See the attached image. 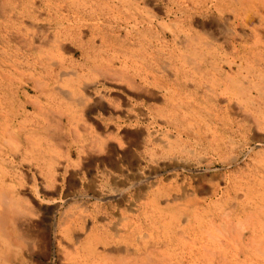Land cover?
I'll return each instance as SVG.
<instances>
[{
  "label": "rangeland",
  "instance_id": "rangeland-1",
  "mask_svg": "<svg viewBox=\"0 0 264 264\" xmlns=\"http://www.w3.org/2000/svg\"><path fill=\"white\" fill-rule=\"evenodd\" d=\"M16 1H17V3H16ZM52 1L53 0H0V29H1L0 30V32H1L0 33V70H1L0 71V99L2 100V101L0 100V113H1L0 114V154L2 153V155H3V157H1V159H0V167L2 166L0 168V174H1L0 186L3 187L4 189H10L11 190L16 201L17 202L20 201L19 203H20L21 208L23 209V212H26L28 214V215H26V220L28 222L30 221L29 223H32V224L35 223V229L36 230H38L40 232H46L45 240L47 242L46 249L43 251V253H41V252L39 253V249H37L36 250L37 252H35V253L23 252L22 259L26 260L27 262H30L31 264H68V261L66 260L65 255H63L64 250H62V248H68L69 247L68 245L70 243L67 244L68 241L65 237L66 234L64 232H60V224H62L64 216L67 217L70 214L77 215L78 213L83 212L84 209H86V210L90 209V211H91L95 206H99V205L102 206V210L106 209L107 211H106V213L102 214V216H98L96 218L95 222H97L98 224H103V222L105 223L108 221V220H106L105 217L113 215V212H112L113 210L111 209L109 203L105 202V200H107V197L110 198L112 196L110 193L111 188H112V186H111L112 182H111V180H108V179H110L108 177V175L106 176L104 174V171H103L104 166L100 163V161H96L94 159L95 157H93V156H91L89 158L91 162L86 161L84 159L85 156H83L82 158H79L78 154H77V150L75 147H74V154L70 157L67 156L66 155V151H67L66 150V144H64L59 139L56 141L55 145H54V143H49V144H47L48 147L46 145H43L44 147L42 146V148L40 150L35 149V148L33 149L32 147H34V146L31 144L32 139H34L35 144L38 146V143L41 144L43 142L44 138H46L44 132L32 133L33 127L42 125V122H47L51 125V129L57 131V133L59 135L62 132H65L64 134H67L68 141L70 138L75 141V138L77 136H78L79 140L81 141V139L83 137L88 136V132L90 131L89 130L87 132L85 130V122L87 123V125L95 126V128L100 131V129L98 127L102 126V125L103 126L101 128L104 130V126H105L104 120L108 119V118H112V119H114V123L110 127V130H112L114 135H117L119 139H121L122 141L124 140L123 141L124 145H127L129 142L132 141L133 143L139 142V144L143 145L144 147L146 146V148H147L146 149L147 155H144L145 157L142 158V160L139 162L138 165H136L133 161L129 160L127 163H125L126 165L123 166L126 170H128V173L127 174L125 173V175L123 177H121L125 183V186H127V188H129V186H132V184H133V187H132L133 190L131 191V188H129L130 191L126 192V195L129 196L131 198V200L133 199L136 206L134 207L133 211H129V209L126 206H124V205L121 206V205L117 204V202L115 201L112 203V206L115 207L114 211H116V213H118V210H121L122 212H124L126 209H128L126 211V214L128 216L140 215L141 214L140 212L144 211V206H145L147 200L150 198H155V197H153V195L157 194L155 192H156V190L159 189V187L162 188L163 185H170V184H176L177 185L178 184V186H181L180 191L175 190L173 192L174 194L172 193L170 197L166 196L165 193L162 194V196L159 197V199H157L158 197H156V199H157L156 205L154 207H151L152 209H151L150 213H152L153 209H154V211H156V209H161L160 213H163L164 212L163 209L166 210V209H169L171 206H174V204L176 202L175 200H177V197L183 198L182 197L183 192L181 191V189L185 188L184 190H186L188 193H192V197H190V198L197 197V201L199 200L196 204H194L192 206V208H191L192 212L191 213L200 214L201 212L202 213L205 212L207 214L206 216L208 217V219L211 220L212 218H214L213 224L212 223H211L212 225L207 224L208 227H206V229L209 232V239L214 244L211 247V250L212 251L215 250L214 251L215 257L218 256V254H219L218 251L220 250V248H218V246L216 245L218 243L216 239L223 240L224 238H226V240L224 239V241L222 243H225L227 241V239H228V243L230 241H232V239L229 235L230 234L229 230H230V227L232 224H233L232 226H236L237 224H240L239 229L241 230L244 227H251L252 223H254L255 228H257L259 230V233L257 234L256 239H255V241H256L255 247L258 250L257 255H258V257H260V259L258 258V260L260 261L259 264H264L263 263L264 262L263 261L264 249L262 250V248L264 247L263 246L264 245V226H263L264 225V208H262V207H264V64L261 61H259L258 59H257L258 62L257 61L255 62L256 58L259 57V56H257L259 54V51L260 50L264 51V47H263L264 44L262 45V43H264V34H261V33H264V27H263L264 26L263 25L264 24V14H263L264 8H262L264 6V3H263L264 0H259V3H261L260 8H258V10L260 12L259 13L260 14L259 20H257V21L255 20L256 23L251 25V26L246 24L243 27L244 32L247 34L249 33V36L244 37L243 48L241 49V55L243 57V62H244V63L242 62L243 63L242 78L240 81V89L241 90H240V96H239V102L241 104V110H240L241 113H239V114L238 113L237 114L232 113L233 107L236 110V105L233 103H232V109H231V107H229L230 111H229V108H224L225 100L223 103L216 101L215 99H213L211 94L208 93L205 86H203L207 82H208L207 84H209L210 86H211V84L216 85V83H212V82L214 80H217L218 78H220L221 82L223 83L222 89L224 90V93H225L224 96H226V95L227 96L228 95L233 96L232 91L230 92V91H227L225 89L227 84L230 85V79L229 78L224 79L222 77H219L220 72L218 71V69L216 67H214L213 69H210V68H204L201 66L199 72H197L196 69H192L193 71H191V74H189L190 77L188 76V78H187V79H190V78L192 79V81H190V83H188V86H186L184 84L186 79H185V75H183L182 73L180 74L181 76H179L178 78L171 75L170 80H169L170 85L167 88L161 87V83L158 86L159 88L158 87L154 88L155 89L154 93L156 94V97H154V98H152V97L149 98L147 96L145 98L140 99V97L138 95L135 96L133 93H131V91H129L127 88H125L126 86L124 84H120V83L117 84V81L115 82V80H113V79H109L107 81L108 83L107 82H101L100 84H98L94 88L96 90L101 91L102 93L104 92L103 94H106L108 98L112 97V99L111 98L110 99L114 100L115 104H117L118 101L120 102V100L122 99L121 102H123V106L121 107L120 111H118L117 109H114V107H110V109L107 108V110H105V111L95 109L94 111L85 112V113L84 112L83 113L78 112L76 115L74 114V116H73V118H74L73 120L76 122V124L74 121H72V126L69 124V120L71 121V116H69V113L67 112V109H66V107L68 105L67 100L63 99L62 97H54L53 95H50V96L44 95V97H43V95L41 96V94L39 92V87L34 88L33 80H31V79L29 80L28 77H25L23 75L22 76L19 75L20 74L19 72H15L16 71L15 68L13 70L12 65L17 60V54L19 53L20 54V62H18V60H17L16 66L19 63V70L22 71L23 74L25 73L24 75H34V76H36V78L37 77L43 78V76H47V73H48V74H52L56 78L57 71L55 73L54 72L51 73L50 72L51 70L47 67H43L41 69L36 68V70H35V68L33 67V57H34V54H37V50L36 51L32 50L31 52H29L27 54V57H24L23 55H21L23 52H25V49L22 47V45H23L22 43H24V40H22L23 38H21V42H19V43H15L12 41L10 43H7L5 41H2V39H1V36H5L3 29H4L6 24H7L6 26L11 25L14 30H16L18 28L19 34H20V32L22 34H26L27 32H28L27 34H31V33L41 34L43 31L46 34L47 33H49V34L54 33L55 28H57V27L55 25H52L55 23H52V19L48 16V13H47L48 11L46 9L47 5ZM102 1H104V0H102ZM96 2H97V0H94V1H92V0H75V1L74 0H67V1L55 0V3L59 4V6L62 5L63 7H65V9L70 7V6L72 8H80L81 7V9H82L83 6L85 7V5L87 6V8H91L92 4L96 3ZM139 2L141 4H143V6L147 10L154 12L158 16L161 23H165V22L167 23V21L169 22L171 20V19L166 18L164 15L165 7L167 5H170L171 0H150V1H148V4H146V5L141 0ZM14 3H15V5H14ZM16 5H17V11L16 12L18 13V15L20 17H24L23 19L22 18L17 19L14 17L12 18L10 16V15H12V13H9L10 12L9 11L10 6L13 7ZM5 7H6V10L3 11ZM34 9L38 10V11L35 12L36 19L32 20L33 19L32 16H34V13H33ZM24 10H27L28 12H30V17H27L29 13H24L23 12ZM230 14L232 15L231 12H230ZM213 17L217 18L218 16H216V15L204 16V15L197 14L195 16V19L193 20V26H192L194 32H198V33L202 34L204 31L202 30V28L200 26H204V27H206V29H208L210 27L209 21H211ZM260 19H262V21ZM21 20L22 21L24 20L23 21L24 24H22V25H21ZM10 21H12V22H10ZM138 21L141 22L142 19H139ZM131 22H126L127 24L126 23L121 24L120 36H118V38H115V41H113V44L115 43L116 47L118 44H120L117 48L121 47L120 48L121 50L126 49L128 53H129V51H130V53H134L135 51H137L136 49H138V46L140 44L141 45L142 44L144 45V43L147 45L149 44V47L152 48L150 43H153V46H154L153 49L159 51V54L164 55V56L161 55L162 60L160 58L158 61L161 60V62H163V60L166 59L165 56L167 55V57L172 58L171 60H173V63L176 64L175 68L180 66L179 62H183L186 59V57H188V55L190 57H192V59L195 62L196 61L200 62V58H201L200 52L194 46H192V47L187 46L186 47L185 45H183L181 43L180 38L178 39L176 44L174 43V41H171V34L169 31L171 29L164 30V29H161L159 27V25H154L156 27L150 28V30H147V26H146L147 23H145V22L143 24L141 23V24H139V27H138L135 23H131ZM202 22H203V24H202ZM32 23H34V25ZM129 23H131L129 28L125 29L126 25H128ZM261 24H262V26H260ZM133 25H136L135 27H137V29H131V26H133ZM180 25H182V24H180ZM118 26H120V25L118 24ZM257 26H260V28H262V30L260 28H257ZM117 28L120 29L119 27H117ZM117 28H115V29H117ZM142 28H143L144 32L141 30ZM251 29H252V32H251ZM40 31H42V32H40ZM83 32L88 33V34L85 33V35H84V33L82 34L85 36L84 42H86V39H88V37H89V32L84 31V30H83ZM127 32L129 34H134V35L133 36L128 35L127 39L130 42H128L127 39H126L127 42H123V39H124L123 36L128 34ZM261 35H263V36L261 37ZM252 36H254V37H252ZM255 36H256V38H255ZM95 37H97V35ZM146 37H148V38H146ZM257 37H259V38H257ZM137 38L140 40H138ZM141 38H143V39H141ZM159 38H161V39H159ZM19 39L20 38H18V41H19ZM253 39H255V40H253ZM96 40H100V38H97L94 41L95 46L100 47L102 45V39L100 40L101 42L96 41ZM132 40H135L134 41L135 44L133 43ZM164 40H166V41H164ZM254 41L255 42L257 41L256 42L257 45H255ZM66 42L68 44V49L66 51H62V54L65 56V58H68V59H71L73 57L75 64H79L81 57H82V53H81L80 48H77L76 44H74L72 42L70 43L69 39ZM258 42H262V43H260L262 46L261 45L258 46ZM166 44H167V46H165ZM124 45H125V47L123 48ZM34 46H37V44H35ZM128 46L130 49L128 48ZM135 46H136V48H135ZM182 46H184V47H182ZM257 46L259 48H257ZM49 47H50V49H49ZM159 47H161V49ZM53 49L54 48H51V43L49 44V46H45L43 48L44 51H49V50H53ZM128 49H129V51H128ZM89 50H91V49L87 48L88 52H89ZM131 51H133V52H131ZM160 51L162 53H160ZM90 52H93V51L91 50ZM128 53H126V54L128 55ZM166 53H168V54H166ZM90 54L92 55V54H94V52L90 53ZM133 55L135 56L133 58V61L135 62L134 64H137L136 62L139 61L140 58H137L138 57L137 54H133ZM168 55H170V56H168ZM144 57H145V55H144ZM263 57H264V55L261 58H263ZM119 59H122L120 61L124 62L125 56L123 55ZM120 61L116 62V65L118 67H120V63H121ZM190 62H192V61H190ZM193 62L191 64H194V65H191V66L198 67V63L197 62L193 63ZM23 63H24V66H23ZM5 70H7V71H5ZM173 70H174V72L176 71L175 69H173ZM224 70L227 73L230 72L229 67H225ZM10 71H11V73H10ZM5 72L7 75L6 74L4 75ZM1 73H2V76H1ZM3 77L5 79H3ZM9 78H11V79L8 80ZM14 78L16 79V81L14 80ZM198 79H199V81H197ZM11 83H13V84H11ZM56 84L58 85L60 83H58V81H57ZM171 84H172V86H171ZM14 85H16V86H14ZM9 89H11V90H9ZM201 89L204 91V95H203V91H200ZM226 91H227V93H226ZM199 92H202V94H200ZM192 93H193V95H192ZM4 94H5V96H4ZM109 95H110V97H109ZM196 95L198 96V98ZM38 97H41V98L38 100ZM168 98H169V100H173V104L175 106H172L171 104H169V105H167V107H164L163 103L165 100H166V102L169 101ZM192 98L194 100H192ZM195 98H197V99H195ZM156 99H157V101H156ZM189 99H191V101ZM203 99L206 101L204 102ZM210 99H212V106H211ZM144 101H146V102H144ZM214 101H215V104H214ZM5 102H7V103H5ZM201 102H203V103H201ZM217 102H218L219 106H222V107H219L220 108L219 115H218L219 117L217 116L216 118H214L212 113L214 112V108H215V105L217 104ZM124 103L126 106H128L129 104L130 105L128 107H126V106H124ZM135 103H140V104L144 103V106H145L144 110H145L146 115H145L144 125H146L148 128V130H146V131H149V133H150V137L145 135V138L149 137L147 139L146 145L143 143V141L141 139L137 138V135H135L136 129L134 128V126H131L130 123L125 118V114H124L125 112H124L123 108L132 109V104L134 105ZM187 103H188V106H187ZM25 104L27 105L26 108L24 107ZM191 104L192 105L194 104L195 107L192 106ZM207 106H209V107H207ZM9 107H10V109H9ZM37 107L40 109L37 110ZM155 107L160 108V110H155L154 109ZM176 107H177V109H176ZM92 108H93V106L90 107V109H92ZM197 108H199V110ZM16 109H18V111H16ZM23 109H25V112H23ZM179 109H181V112ZM245 109L248 112L247 115H245L246 114ZM195 110H197V111L195 112ZM8 111H9V113H8ZM5 112L8 113L9 116L6 115ZM176 112H177V114H175ZM225 112H227V114ZM228 112H230V113H228ZM52 113H53V115L50 116V114H52ZM2 114L9 117V119L14 118V121H15V123H14L15 134H14V136L17 135V137L19 138L17 140L16 139L17 137L15 136V140H13V143H10L11 145L8 144V146L5 147L6 150H3L4 149L3 148L4 147L3 141H6L7 139L4 138V136L2 134L3 133V130H2L3 126H1V125H3V123L7 120V117L5 118V116ZM241 114H242V116H241ZM111 115H113V116H111ZM161 115L163 117H161ZM177 115L179 117L182 116V118L181 117L177 118ZM249 115L252 119L246 118ZM252 115H253V117H252ZM115 117H117V118H115ZM153 117L156 119H154ZM229 117H230V119H229ZM4 118L6 119L5 121L3 120ZM234 118H241L242 119V120L239 119L240 121H242L241 122L242 123V131H241L240 136L235 138L237 141L236 144L231 143L230 140L228 141V139H227L231 136V134L228 131V128L230 127L231 120H233ZM178 119H180V120H178ZM196 119H197V121H201L202 123L203 122H205L206 124L212 123V127L210 129H208V127L203 123L202 128L198 129V131L201 130L202 133L197 132L195 134L194 132H192V133L186 134V136H181L182 134L179 131H181V129H183L184 126H188L189 122H191L193 120L196 121ZM170 120H171L172 126H170L169 123H167V121L169 122ZM63 124L66 125V128L63 127ZM115 125H116V127H115ZM248 127H249V129H248ZM175 128H178L179 130H176ZM18 129L19 130L23 129V130H26L27 132L25 131L23 133V130H21L22 132L20 131V134H18L19 133V132H17ZM121 130H122L123 134L121 133ZM29 131H31V132H29ZM129 131H132V132H129ZM22 133L25 134V137L31 138L30 142L25 141V139H24L25 137H23ZM213 133H215V134H213ZM121 136L123 137V139ZM126 136H128V137H126ZM23 139H24V141H23ZM128 139H129V142H128ZM213 139L216 140V144L219 143L217 145L221 148L218 147V149H216V147H214V144L212 145L213 147H210L211 146L210 142ZM224 141H225V143H224ZM79 144H81V142ZM216 144H215V146H217ZM26 146L28 149H26L27 151H26V153H24L23 148H25ZM29 149H30V151H29ZM160 149L165 150V151H167V150L173 151L174 150L173 152L179 153L178 158H175L176 160L172 161L168 157H164L165 155H163L162 153H160V155L156 154L155 150H160ZM44 150H48V153L50 154V156L53 155L54 158L55 159L58 158L60 160V162H58V160L56 161L55 159L54 160L51 159L48 161H46L45 159H41V155L43 154ZM215 150H217V151H215ZM189 152L192 153L193 155L190 154ZM14 153H15V156H14ZM196 154H198V155H196ZM201 157L204 159L202 160ZM31 158H32V160H31ZM206 158H208V160ZM82 159H84V160H82ZM4 160H5V162H4ZM186 160H188L189 162L187 161V163H185ZM82 161H83V163H82ZM225 161H226V163H225ZM19 162H20V164H19ZM154 162L157 164H154ZM168 163H170V164H168ZM189 163H190V165H189ZM164 164H165V166H164ZM171 164H172V166H170ZM180 164L183 166H181ZM178 165H179V167H178ZM156 166H158V167H156ZM14 167H16V168H14ZM105 168L107 170H109L110 166H108V167L106 166ZM3 169L5 171H3ZM88 170H89V173H88ZM76 171H77V173H76ZM138 172H140V173H138ZM10 174H12V176ZM177 174L179 177H177ZM140 179L142 180V182L139 181ZM145 179H146V181H145ZM17 182L19 185L17 184ZM46 182H47V184H46ZM147 182H149V184H147ZM171 182H173V183H171ZM137 183H138V185H137ZM185 183H186V185H185ZM97 185H98V187H97ZM144 185H145V187H144ZM147 186H149L150 189ZM142 192H143V194H142ZM180 192H181V195H180ZM135 193L138 195H136ZM260 194H261V197H260ZM98 195L101 196L100 197L101 199L98 198ZM72 196H73V198H72ZM105 197H106V199H105ZM137 197H139V198H137ZM55 204H57V205L59 204V206H57ZM80 204L82 207L79 206ZM118 208H120V209H118ZM228 209H230V211H228ZM30 210H32V211H30ZM261 210H262V212H261ZM224 211H225V213H224ZM232 211H233V214L237 215V217L233 221L228 218ZM226 212L228 213V215ZM83 214H86V212ZM249 214H250V216H249ZM142 215L143 214H141V216ZM226 215H227V217H226ZM151 216L152 215H150V218H151ZM224 217H226L227 219ZM130 218H131V216H130ZM84 219H86V218H84ZM100 219H101V221H100ZM223 220H225V221H223ZM240 220H241V222H240ZM243 220H245V222ZM158 222H159V219H156V221L154 220V222H152L153 224L149 222V224L146 223V225H148V226L152 225L150 228H152V227L153 228L152 229L149 228L150 229L149 231L153 232V233L156 229L157 230L159 229V231H155L156 232L155 235H157V233L159 235H162L163 232L165 234V231H163V225L159 224ZM92 223H93V221H92L91 217H89L88 222L85 223L86 224L85 227L87 229H89V227L92 226ZM260 223H262L263 225ZM155 224H156V227H155ZM247 225H249V226H247ZM223 226L225 228H223ZM222 229H223V231H222ZM224 230H225V232H224ZM261 230L263 232H261ZM211 233L212 234L214 233V234L212 235ZM248 234H250L249 236H251L250 232ZM78 236L83 237L84 236L83 231H80ZM212 236L215 239H213ZM214 236H216V237H214ZM48 241H49V243H48ZM231 243L234 244L233 241ZM241 247L246 248L247 246L242 245ZM57 248H58V250H57ZM217 249H218V251H217ZM229 249H231V248H229ZM36 253H37V255H36ZM32 255H33V257H32ZM242 259H244V258H242ZM229 264H231V263H229Z\"/></svg>",
  "mask_w": 264,
  "mask_h": 264
},
{
  "label": "bare ground",
  "instance_id": "bare-ground-1",
  "mask_svg": "<svg viewBox=\"0 0 264 264\" xmlns=\"http://www.w3.org/2000/svg\"><path fill=\"white\" fill-rule=\"evenodd\" d=\"M65 1H67V0H65ZM92 1H94V0H92ZM139 1L140 0H104V1L97 0L96 3L92 4L91 8H87V6L85 5V7L84 6L82 7V9H81V7L80 8H72L71 6L65 9V7H63L62 5L59 6V4L55 3V0H53L52 2H50L47 5V8H46L48 11L47 12L48 16L52 19V23H55L52 25H55L57 27V28H55V32L51 33V34H49V33L46 34V33H44V31L43 32L40 31V32H42L41 34H37V33L27 34L28 32L26 34H22L20 32V34H19L18 28L16 30H14L11 25L6 26L7 25L6 24L4 29H3L5 36H1L2 41H5L7 43H10L11 41L15 42V43H19V42H21V38H23L22 40H24V43H22L23 44L22 47L25 49V52H23L21 55H23L24 57H27V54L29 52H31L32 50H35V51L37 50V54H34V57H33V67L35 68V70H36V68L41 69L43 67H47L51 70L50 71L51 73L52 72L55 73L57 71V76L55 78V76H53L52 74H48V73H47V76H43V78L42 77L36 78V76H34V75H24L25 73L23 74V72L19 70V63L16 66L17 60H18V62H20V54L19 53L17 54V60L12 65L13 70L15 68V70H16L15 72H19L20 73L19 75H21V76L23 75L25 77H28L29 80L30 79L33 80L34 88L39 87V92H40L41 96L43 95V97H44V95L45 96L53 95L54 97H62L63 99L67 100L68 105H67L66 109H67V112L69 113V116H71V121L69 120V124L71 126H72V121H74L73 116H74V114L76 115L78 112H81V113L84 112L85 113V112L94 111L95 109L105 111V110H107V108L110 109V107H114V109H117L118 111H120L121 107L123 106V102H121L122 99L120 100V102L118 101V103L115 104L114 100H111L112 97H110V95H109V97L111 99L108 98L106 94H103L104 92L102 93L101 91L96 90L94 88L95 86H97L101 82H107L109 79H113V80H115V82L117 81V84H119V83L124 84L126 86L125 88H127L129 91H131V93H133L135 96L138 95L140 97V99L145 98L147 96L149 98H151V97L154 98V97H156V94L154 93V91H155L154 88H157L160 85V83H161V87L167 88L170 85L169 80H170L171 75L178 78L179 76H181L180 74L182 73L183 75H185V79H186L184 84L186 86H188V83H190V81H192V79L191 78L187 79V78H188L189 74H191V71H193L192 69H196V71L199 72L201 66L204 68H210V69H213L214 67H216L218 69V71L220 72L219 77H222L224 79H227V78L230 79V85L227 84L225 89L227 91H230V92L232 91L233 96H229V95L224 96L225 93H224V90L222 89L223 83L221 82L220 78H218L217 80H214L212 82V83H216V85L211 84V86H210L209 84H207L208 83L207 82L203 86H205L208 93H210L211 96L213 97V99H215L216 101L223 103L225 100L224 108L231 107V109H232V103H233L236 105V110L233 107V109H232L233 112L232 111L231 112L235 113V114L241 113L240 112L241 104L239 102V96H240V90H241L240 89V81L242 78V66L244 63L243 57L241 55V49L243 48L244 37L249 36V33L247 34L244 32L243 27L246 24L251 26V25L256 23L255 20L256 21L259 20V16H260L259 13L260 12H259L258 8H260V6H261V3H259V0H171L170 5H167L165 7V12H164L165 17L168 19H171L169 22L167 21V23L166 22L161 23L158 16L154 12L147 10L143 6V4H141ZM141 1H143V3L146 5V4H148V1H150V0H141ZM16 3H17V1H16ZM14 5H15V3H14ZM262 8H264V6ZM5 10H6V7L4 8L3 11H5ZM9 11H10L9 13H12V15H10L12 18L13 17L17 18V19L18 18H22V19L24 18V17H20L18 15V13L16 12L17 11V5L13 6V7L10 6ZM36 11H38V10H35V9L33 10L34 16H32V18H33L32 20L36 19V14H35ZM23 12L29 13L27 17H30V12H28L27 10H24ZM230 12L232 13V15L230 14ZM197 14L204 15V16L216 15L218 17L217 18L213 17L212 20L209 21L210 27L208 29H206V27H204V26H200L202 28V30L204 31L202 34H200L198 32H194V30L192 28L193 20L195 19V16ZM139 19H142V21L141 22L138 21ZM260 20L262 21V19H260ZM23 21L21 20V25L24 24ZM10 22H12V21H10ZM126 22L135 23L138 27H139V24H141V23L143 24L145 22V23H147L146 24L147 30H150V28L156 27L154 25H159V27L161 29H164V30L171 29V30H169L170 34H171V41H174V43L176 44V42L180 38L181 43L183 45H185L186 47L187 46H191V47L194 46L200 52V56H201L200 62L196 61L198 63V67L191 66V65H194V64H191L194 60L189 55H188V57H186V59L183 62H179L180 66H178L177 68H175L176 64L173 63V60H171L172 58L167 57V55L165 56L166 59L163 60V62H161V60H162L161 55H163V54H159V51L153 49L154 48L153 43H150V42L149 43L151 44L152 48L149 47V44L148 45L145 43H144V45L140 44L138 46V49H136L137 51H135L134 53H130L129 46H128L129 53L127 52L126 49L121 50L120 49L121 47L117 48L120 44H118L116 47L115 43L113 44V41H115V38H118V36H120L121 24H124ZM131 23L126 25L125 29H128ZM32 24L34 25V23H32ZM118 24L120 26H118ZM180 24H182V25H180ZM202 24H203V22H202ZM262 24L260 26H262ZM136 25L131 26V29H137V27H135ZM260 26H257V28H260ZM117 27H119L120 29H118ZM115 28H117L118 30ZM252 29H251V32H252ZM260 29L262 30V28H260ZM83 30L89 32V37L87 36L88 39H86V42H84V39H85L84 35L86 32L84 33ZM141 30L143 31V28ZM83 33H84V35H82ZM86 34H88V33H86ZM261 34H264V33H261ZM96 35H97V37H95ZM128 35L133 36L134 34L128 33L125 36H123V38H124V39L122 38L123 42L128 41V39H127ZM262 36L263 35H261V37ZM252 37H254V36H252ZM18 38H20L19 41H18ZM94 38L95 39L100 38V40L102 39V45L100 47L95 46V42H94L95 39ZM146 38H148V37H146ZM255 38H256V36H255ZM257 38H259V37H257ZM68 39H69L70 43L72 42V43L76 44L77 48H80V50H81L82 57L79 55L81 57L79 64H75V61L73 60L72 56H71L72 57L71 59H68V58H65V56L62 54V51H66L68 49V44L66 42ZM126 39H127V41H126ZM141 39H143V38H141ZM159 39H161V38H159ZM100 40H96V41L101 42ZM138 40H140V39H138ZM253 40H255V39H253ZM132 41L135 44V42H134L135 40H132ZM164 41H166V40H164ZM128 42H130V41H128ZM256 42H255V45H257ZM262 42H258V46L261 45L260 43H262ZM50 43H51V48H54V49L49 50V51H44L43 48L45 46H49ZM35 44H37V46H34ZM263 44L264 43H262V45ZM165 46H167V44ZM258 46H257V48H259ZM124 47H125V45L123 46V48ZM182 47H184V46H182ZM87 48L91 49L94 52V54L91 55L90 53H93V52H90L91 50H89V52H88ZM135 48H136V46H135ZM159 48L161 49V47H159ZM49 49H50V47H49ZM131 52H133V51H131ZM126 53H128V55ZM160 53H162V52L160 51ZM133 54H137L138 55L137 58H140V60L136 62L137 64H134L135 62L133 61V58L135 56ZM166 54H168V53H166ZM123 55L125 56V61L121 62L120 60H122V59H119V58H121ZM144 55H145V57H144ZM263 55H264V51L260 50L259 54L257 55L259 57L256 58L255 62L258 59L259 61H261L264 64V57L261 58ZM168 56H170V55H168ZM160 58H161V60L158 61ZM117 61L121 62L120 67H118L116 65ZM190 61H192V62H190ZM196 62L194 61L193 63H196ZM23 66H24V63H23ZM225 67H229L230 72H228V73L225 72V70H224ZM173 69H175L176 71L174 72ZM5 71H7V70H5ZM10 73H11V71H10ZM5 74H6V72L4 73V75ZM1 76H2V73H1ZM3 79H5V78L3 77ZM10 79L11 78H9L8 80H10ZM14 80L16 81L15 78H14ZM57 81L60 84L57 85L56 84ZM197 81H199V79ZM11 84H13V83H11ZM14 86H16V85H14ZM171 86H172V84H171ZM202 89L200 91H203ZM9 90H11V89H9ZM227 91H226V93H227ZM199 93L202 94V92H199ZM192 95H193V93H192ZM203 95H204V91H203ZM4 96H5V94H4ZM40 98L41 97H38V100ZM197 98H198V96H197ZM197 98H195V99H197ZM157 99H156V101H157ZM168 100H169V98H168ZM189 100L191 101V99H189ZM192 100H194V99L192 98ZM203 101L205 102L206 100L203 99ZM210 101H211V106H212V99H210ZM144 102H146V101H144ZM218 102L215 105V108L213 107L214 112L212 113V115L214 118H216L219 115V110H220L219 107H222V106H219ZM5 103H7V102H5ZM125 103H124V106H126ZM188 103H187V106H188ZM201 103H203V102H201ZM26 104L24 106L25 108L27 107ZM169 104H171L172 106H175L173 104V100H169L167 102L165 100L163 103L164 107H167V105H169ZM214 104H215V101H214ZM91 106H93L92 109H90ZM128 106H126V107H128ZM192 106L195 107L194 104ZM144 107H145L144 103L143 104L142 103L141 104L135 103L134 105L132 104V109L123 108V110L125 112L124 114H125L126 120L130 123L131 126H134V128L136 129L135 135H137V138L141 139L143 141V143L146 145L147 139L150 137V133H149V131H146V130H148V128L146 125H144L145 115H146ZM207 107H209V106H207ZM9 109H10V107H9ZM39 109L40 108L37 107V110H39ZM154 109L160 110V108H158V107H155ZM176 109H177V107H176ZM197 109L199 110V108H197ZM179 110L181 112V109H179ZM16 111H18V109H16ZM196 111L197 110H195V112ZM229 111H230V108H229ZM245 111H246V109H245ZM23 112H25V109H23ZM8 113H9V111H8ZM8 113H6V115H8ZM225 113L227 114V112H225ZM228 113H230V112H228ZM175 114H177V112ZM247 114H248V112L246 111L245 115H247ZM2 115H4V114H2ZM51 115H53V113L50 114V116ZM178 115H177V118L179 117ZM111 116H113V115H111ZM241 116H242V114H241ZM6 117L7 116H5V118ZM117 117H115V118H117ZM161 117H163V116L161 115ZM180 117L182 118V116H180ZM252 117H253V115H252ZM5 118L3 119L4 121L6 120ZM246 118L250 119L251 117L249 115ZM154 119H156V118H154ZM229 119H230V117H229ZM239 119H241V118H234L233 120H231L230 127L228 128V131L231 134V136L227 139H228V141L230 140V142L234 143V144L237 143L235 138L240 136L241 131H242V123H241L242 121H240ZM178 120H180V119H178ZM104 122H105L104 130L101 128L103 126L102 124H101L102 126L98 127L100 129V131L98 129H96L95 126L87 125V123L85 122V130L87 132L89 130L90 131L88 132V136L83 137L81 139V141L79 140L78 136L75 138V141L72 140L71 138L68 141L67 134H64L65 132H62L59 135L57 133V131L51 129V125L47 122H42V125L35 126L32 129V133L44 132V134L47 138V139L44 138V140L41 144L38 143V146L35 144L34 139H32L31 144L34 146V147H32L33 149L35 148V149L40 150L43 145H46L48 147L47 144H49V143H54V145H55L56 141L59 139L64 144H66V150H67L66 155L67 156L70 157L74 154V147H75L77 150V154H78L79 158H82L83 156H85L84 159L88 162H91L89 158L91 156H93V157H95L94 159L96 161H100V163L104 166V170H103L104 174L106 176L108 175V177L110 178L108 180H111V182H112L111 191L109 190L112 196L110 198L107 197V200H105V202L109 203L111 209L113 210L112 211L113 215L105 217L106 220H108L107 222H105V223L103 222V224H98L97 222H95V220L98 216H102V214L106 213V211H107L106 209L102 210L101 205L95 206L91 211H90V209L89 210L88 209L87 210L82 209L83 212L78 213L77 215L70 214L67 217L64 216L63 222H62V224H60V232H64L66 234L65 237L68 241L67 244L70 243L68 245L70 248L69 247L68 248H62V250H64V254L63 253L62 254L65 255V258L68 261V264H229V263H231V264H259L260 263V261L258 260V258L260 259V257H258V255H257L258 250L255 247V245H256L255 239H256L257 234L259 233V230L257 228H255L254 223H252L251 227H244L241 230L239 229L240 224H237V225L235 224L236 226H232L233 225L232 224L230 227V230H229L230 231L229 235H230L234 244L231 243L232 241H230L231 240L230 238H229L230 244L228 243V239L225 243H222L224 241V239L226 240V238H224L223 240L216 239L218 242L216 245L218 246V248H220V250L218 251V249H217L219 254H218V256L215 257V252H214L215 250L214 251L211 250V247L214 244L209 239V232L206 229V227H208L207 224H209V225L213 224L214 218H212L211 220L208 219V217L206 216L207 214L205 212L204 213L201 212L200 214L191 213L192 212V210H191L192 206L194 204H196L199 200L197 201V197L190 198V197H192V193H188L186 190H184L185 188L181 189V191L183 192V195H182L183 198L177 197V200H175L176 202H175L174 206H171L169 209H166V210L163 209V211H164L163 213H160L161 209H156V211H154V209H153L152 213H150V211L152 209L151 207H154L156 205L157 199H159V197H161L162 194L165 193L166 196L170 197L171 194L175 190L180 191L181 186H178V184L176 185V184H170L169 183L170 185H163L162 188L159 187V189L156 190V192H155L158 195L154 194L153 197H155V198L148 199L145 206H144V211L140 212L143 215L142 216H141V214L135 215V216L130 215L131 216V218H130V216H128L126 214V211L128 209H129V211H133L136 204L133 201V199L131 200V198L126 195V192L130 191L129 188H131V191L133 190V188H132L133 184H132V186H129V188H127V186H125V183L121 177H123L125 175V173L127 174L128 170H126L123 166L126 165L125 163H127L129 160L133 161L136 165H138L139 162L142 160V158L145 157L144 155H147V151H146L147 148H146V146L144 147L143 145L139 144V142L138 143H133L132 141L129 142V139H128L129 143L127 145H124V143H123L124 140L122 141L121 139H119L118 136L114 135L113 131L110 130V127L114 123V119L108 118V119H105ZM14 123H15L14 118L9 119V117H7V120L3 123V125H1V126H3V129H2L3 133L2 134H3L4 138L7 139L6 141H3V143H4V147H3L4 149L3 150H6L5 147H7L8 144L11 145L10 143H13V140H15V136L17 137V135L14 136V134H15ZM167 123H169V125L172 126L171 120L169 122L167 121ZM203 123L208 127V129H210L212 127V123H208V124H206L205 122H203ZM203 123L201 121H197V119H196V121L193 120V121L189 122V124H188L189 127L184 126L183 129H181V131H179V132L182 134L181 136H186V134L192 133V132H194L195 134L197 132L202 133L201 130L198 131V129L202 128ZM75 124H76V122H75ZM63 127L66 128V125L63 124ZM115 127H116V125H115ZM249 127H248V129H249ZM175 129L179 130L178 128H175ZM21 130H23V129H20V130L18 129V131H17V132H19L18 134H20ZM25 131L26 130H23V133ZM29 132H31V131H29ZM129 132H132V131H129ZM121 133H122V130H121ZM213 134H215V133H213ZM145 135L149 136V137L145 138ZM23 137H25V134H23ZM126 137H128V136H126ZM16 139L18 140L19 138L17 137ZM24 139L26 142H30L31 138L25 137ZM24 139H23V141H24ZM122 139H123V137H122ZM80 142H81V144H79ZM224 143H225V141H224ZM213 144H214V147H216V149H218L219 146L217 144H219V143L216 144L215 139H213L210 142V145H211L210 147H213L212 146ZM215 144L217 146H215ZM219 148H221V147H219ZM23 149H24V153H26V151H27L26 149H28V148L26 146ZM29 151H30V149H29ZM173 151H171V150L165 151V150H161V149L155 150L156 154L160 155V153H162L163 155H165L164 157H168L172 161L176 160L175 158H178V154H179L178 152H173ZM215 151H217V150H215ZM190 154H192V153H190ZM196 155H198V154H196ZM14 156H15V153H14ZM1 157H3L2 153L0 154V159H1ZM41 159H45L46 161H48L51 159L54 160L55 158L53 155L50 156V154L48 153V150H44L43 154L41 155ZM84 159H82V160H84ZM203 159L204 158H202V160ZM206 159L208 160V158H206ZM31 160H32V158H31ZM55 160L56 161L58 160V162H60V160L58 158H56ZM187 161L188 160H186L185 163H187ZM4 162H5V160H4ZM155 162H154V164H157ZM82 163H83V161H82ZM170 163H168V164H170ZM225 163H226V161H225ZM19 164H20V162H19ZM189 165H190V163H189ZM106 166L107 167L110 166V169L107 170L105 168ZM164 166H165V164H164ZM170 166H172V164ZM181 166H183V165H181ZM156 167H158V166H156ZM178 167H179V165H178ZM14 168H16V167H14ZM4 169H3V171H5ZM76 173H77V171H76ZM88 173H89V170H88ZM138 173H140V172H138ZM10 175L12 176V174H10ZM0 176H1V174H0ZM177 177H179L178 174H177ZM139 181L142 182L141 179ZM145 181H146V179H145ZM173 182H171V183H173ZM17 184H18V182H17ZM46 184H47V182H46ZM147 184H149V182H147ZM137 185H138V183H137ZM185 185H186V183H185ZM149 186H147V187H149ZM97 187H98V185H97ZM144 187H145V185H144ZM149 189H150V187H149ZM142 194H143V192H142ZM136 195H138V194H136ZM180 195H181V192H180ZM100 197L101 196L98 195L99 199H101ZM156 197H158V198L156 199ZM260 197H261V194H260ZM72 198H73V196H72ZM137 198H139V197H137ZM105 199H106V197H105ZM115 201L117 202V204H119L121 206L124 205L128 209H126L124 212H122L121 210H118V213H116V211H114L115 207L112 206V203ZM19 202L16 201V199L14 198L10 189H4L3 187L0 186V264H15V263L16 264H31L30 262H27L26 260L22 259L23 252L35 253V252H37L36 250L39 249V253L40 252L43 253V251L46 249V245H47V242L45 240L46 232H40V231L36 230L35 229V223L32 224V223H29L30 221L28 222L26 220V215H28V214L26 212H23V209L21 208ZM55 205H57V204H55ZM57 206H59V204ZM79 206H81V204ZM262 208H264V207H262ZM118 209H120V208H118ZM32 210H30V211H32ZM228 211H230V209H228ZM85 212H86V214H83ZM261 212H262V210H261ZM224 213H225V211H224ZM150 215H152L151 218H150ZM227 215H228V213H227ZM227 215H226V217H227ZM249 216H250V214H249ZM89 217H91L93 223H92V226L89 227V229H87L85 227V225H86L85 223L88 222ZM226 217H224V218H226ZM236 217H237V215L233 214V211H232L228 218L233 221V220H235ZM84 218H86V219H84ZM156 219H159L158 223L163 225V231H165V234L163 232L162 235H159L158 233H157V235H155V233H156L155 231H159V229L158 230L156 229L154 231V233L149 231L153 227L150 228L152 225L150 224L151 226H148V225H146V223L147 224H149V222L152 223V222H154V220L156 221ZM100 221H101V219H100ZM223 221H225V220H223ZM243 221L245 222V220H243ZM240 222H241V220H240ZM260 224H262V223H260ZM247 226H249V225H247ZM155 227H156V224H155ZM223 228H225V227L223 226ZM80 231H83V234H84L83 237L78 236ZM222 231H223V229H222ZM224 232H225V230H224ZM249 232L251 233V236H249L250 235V234H248ZM261 232H263V231L261 230ZM214 237H216V236H214ZM212 238H213V236H212ZM213 239H215V238H213ZM48 243H49V241H48ZM242 245L247 246V247L246 248L241 247ZM229 248H231V249H229ZM263 249H264V247L262 248V250ZM57 250H58V248H57ZM36 255H37V253H36ZM32 257H33V255H32ZM242 258H244V259H242ZM263 261H264V259H263Z\"/></svg>",
  "mask_w": 264,
  "mask_h": 264
}]
</instances>
